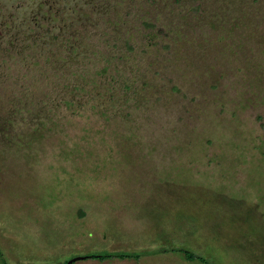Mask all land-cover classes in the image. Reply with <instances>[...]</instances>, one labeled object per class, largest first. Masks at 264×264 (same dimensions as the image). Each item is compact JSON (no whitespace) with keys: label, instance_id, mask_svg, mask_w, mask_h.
Instances as JSON below:
<instances>
[{"label":"rangeland","instance_id":"1","mask_svg":"<svg viewBox=\"0 0 264 264\" xmlns=\"http://www.w3.org/2000/svg\"><path fill=\"white\" fill-rule=\"evenodd\" d=\"M262 59L264 0H0L7 263L264 264Z\"/></svg>","mask_w":264,"mask_h":264},{"label":"trees","instance_id":"2","mask_svg":"<svg viewBox=\"0 0 264 264\" xmlns=\"http://www.w3.org/2000/svg\"><path fill=\"white\" fill-rule=\"evenodd\" d=\"M254 71H256L255 74L252 75V77L249 80L244 81V83H242V85L239 86V89L241 90L239 92V100H240V106L241 107H245L249 106L252 108H257V107H263L264 108V59L260 60V63L257 64V68L254 69ZM253 73V72H251ZM250 73V74H251ZM92 78V76H91ZM109 83H103V85L101 86V89L105 90V93L98 92V93H93L94 96L93 97H98V96H105L106 94L110 95L111 100L109 101L111 104L115 103L116 105L120 106L119 110L121 111L124 107V102L122 101L123 98L120 97L117 93L113 94V92L111 91V89H114L116 91H121L124 93L123 91V86L124 84H120L117 87H113L110 88L108 90ZM100 88V87H99ZM177 89V88H175ZM80 91H83V89H80ZM91 94V93H90ZM116 95V96H115ZM247 95V96H246ZM116 98H113V97ZM131 96L137 97V93H131ZM67 98V97H66ZM113 99H115L113 101ZM91 100H87V102H83L84 105H82V102L80 101H75L72 100L71 98L68 99H64V101H61V103L59 104L60 106H64V108H57L58 111L60 113H64V111H68L70 113H75L77 111H79L82 108H85L86 106H88L89 102ZM135 102H136V98H135ZM139 102H136V104H138ZM222 105H224L222 103ZM91 109L94 108V106H90ZM102 112H107L109 110V107L105 104L102 103L100 106ZM248 108V107H247ZM14 113L18 114L22 111V108L18 106V104H14L13 103V107H12ZM57 109L54 110V112H57ZM117 110V108H114V111ZM50 111H53V109H50ZM258 120H262L263 117L261 115L258 116L257 118ZM35 121V119H34ZM256 148L260 151V153H262L263 159H264V139H261L259 144L256 145ZM182 255L189 261H197L201 264H211L208 260H206L203 257L197 256L194 253H191L189 251H185V250H179ZM138 259L139 255L138 254H124V253H108V254H91V255H87L84 257V259H95V260H99V261H106V260H113V259H119V260H124V259ZM67 261L63 262L62 264H66ZM0 264H8L7 261L5 260L1 250H0ZM73 264V263H72Z\"/></svg>","mask_w":264,"mask_h":264},{"label":"water","instance_id":"3","mask_svg":"<svg viewBox=\"0 0 264 264\" xmlns=\"http://www.w3.org/2000/svg\"><path fill=\"white\" fill-rule=\"evenodd\" d=\"M81 259H84V256L72 258V259L68 260V261L66 262V264H72V263H74L75 261H77V260H81Z\"/></svg>","mask_w":264,"mask_h":264}]
</instances>
